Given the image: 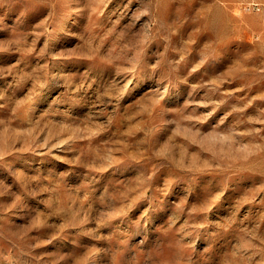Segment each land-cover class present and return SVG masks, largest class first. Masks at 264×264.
<instances>
[{
	"label": "clouds",
	"instance_id": "obj_1",
	"mask_svg": "<svg viewBox=\"0 0 264 264\" xmlns=\"http://www.w3.org/2000/svg\"><path fill=\"white\" fill-rule=\"evenodd\" d=\"M0 58V264H264V0H0Z\"/></svg>",
	"mask_w": 264,
	"mask_h": 264
},
{
	"label": "rangeland",
	"instance_id": "obj_2",
	"mask_svg": "<svg viewBox=\"0 0 264 264\" xmlns=\"http://www.w3.org/2000/svg\"><path fill=\"white\" fill-rule=\"evenodd\" d=\"M64 43L66 45L70 46L73 43V41L66 40V41H64ZM7 62H9V59L8 58H0V63H7ZM68 68H69V70H75L74 69V66H72V65H69Z\"/></svg>",
	"mask_w": 264,
	"mask_h": 264
}]
</instances>
